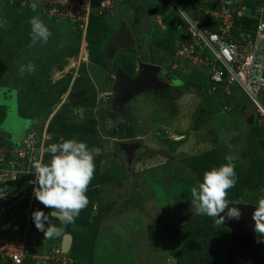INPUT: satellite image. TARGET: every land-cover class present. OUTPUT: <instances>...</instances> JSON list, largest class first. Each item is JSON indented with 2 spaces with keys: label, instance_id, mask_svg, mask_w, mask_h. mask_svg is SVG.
Wrapping results in <instances>:
<instances>
[{
  "label": "rangeland",
  "instance_id": "rangeland-1",
  "mask_svg": "<svg viewBox=\"0 0 264 264\" xmlns=\"http://www.w3.org/2000/svg\"><path fill=\"white\" fill-rule=\"evenodd\" d=\"M123 1L135 10L134 12L142 8L147 9L150 19L157 17L154 14H163L165 16L163 21L171 24L173 22L174 12L170 11L164 4H161L163 0H116L118 4L115 3V8H113L111 13H107L103 17L104 21L115 29L119 28L122 23L121 21L127 16L126 7L120 4ZM15 3L17 6L19 1L13 0V2H10L9 0H0V20L7 21V29L0 28V81L8 79V87L16 88V95L20 97L25 87L29 84L30 77L33 78L44 67L51 64L54 58L61 57L62 59L51 64L48 71L47 80L50 87L65 77L71 78V85L73 80L83 71L95 83L101 82L100 88L102 90L108 88V84L104 80V72L108 71L109 66L107 64L104 67L102 66L104 60L101 59L98 51H95L90 57L88 55V46H86V56L82 57L80 55L81 46L83 45L81 31L79 29L73 28L64 22L49 21L36 9L32 15H27L25 20L16 23L15 18L9 10L10 6L15 5ZM150 3L160 4L153 7L155 4L150 5ZM23 9L26 11L32 10L33 3H27V5L21 8V10ZM33 16H39L51 31L52 36L49 38L47 44L38 42L35 46L29 47V20ZM178 21L181 25L180 29L184 32L183 23L179 18ZM138 27H142V23ZM132 28L135 29V27ZM166 30V27L165 31H161L158 28L153 29L149 33L146 41L139 38L134 49L123 51L118 56V66L121 68H126L132 62L134 64L136 58H139L142 63L151 62L149 64L153 63V65L160 66L161 71L157 75L158 79L170 84L171 88L164 93L163 98L156 96L148 97V94L133 98V100L139 99L136 103L139 101V104L142 106H145L144 96L149 101H153L152 99L157 100L152 107L148 106L150 109L149 113H144V116L149 118L147 122L142 124L139 121L138 124L140 126L135 129V131L138 129L145 131L144 134L153 133L152 135H147L144 139L139 138L144 144L153 146V148H149V150L145 149L143 152L145 156H140L138 160L136 159L133 162V164L137 163V166L133 167L132 164L131 170L127 171V166L124 163L123 157H121L122 154L114 148V144L122 141L120 136H123V129H125V133L128 128L131 130L132 126L125 112V117L129 122L126 125L120 123L117 129H115V123H113L114 114L110 112L108 105L103 102L97 103V108L93 112L96 119L95 137L101 135L100 138L103 137V139L100 141V146L97 142L91 140H88L89 143L88 141L87 143L89 148L95 146L100 147V158H105L106 160V156L108 157V161L106 164L104 163L102 168L105 171L122 175V180L124 181L120 189L114 187V185L103 186L101 188L100 198L104 204L108 203L111 197H117L118 199L123 193L128 194V192H133L134 199L132 201H127V203L120 201L115 205L117 212L130 211V208H133L132 206H135L138 210L137 205H139V208H142L150 218L151 223L174 227L179 226V224H182L196 214L192 207L190 190L197 184L193 174L179 163V159L202 155L222 142L237 137L241 140V147L238 150L239 159L235 161L237 183L229 191L228 198H234L236 200L241 191H243V183L248 179L247 185L250 187L249 190L258 199L260 190L264 189V118L254 110L250 102L234 87L231 88L232 96L227 99V109H224L225 103L222 101V90L218 89L215 92H209L210 85L208 82L209 79L207 78L208 71L206 69L195 68L186 62L178 63L171 61L172 43L174 40L173 34L171 33L167 36ZM133 32L132 35L136 38L134 34H138V31L134 30ZM85 43L87 45L86 35ZM261 46L264 47V42H261ZM167 49L169 51L171 50V53L166 56L163 52H167ZM68 51L76 53L72 57H63L62 55ZM151 57L154 59H151ZM29 62L35 64L36 71L34 73H21L19 70L20 66L22 64L27 65ZM135 73L136 65L133 74ZM27 74L29 79L26 77ZM100 88L99 86L97 89L93 87L95 94L97 91H100ZM0 89L5 88L1 87ZM258 101L264 103V91L259 94ZM16 104L14 91L9 93L5 99L0 95V105L4 108L3 110L0 107V112L6 114L1 129L11 137V142L15 146L24 140L28 131L35 132L40 127V122L36 121L35 124L37 125L33 124L31 126L29 120L21 118L18 115ZM131 121L133 122V120ZM146 129L150 131L147 132ZM162 130L163 132H168L167 135H170L171 139L174 138V142L169 139L170 142H168V145L167 142L159 140L166 145V147L163 146L164 149L162 148L165 150V155L162 157L166 163H160V159L156 157L148 164L146 160H150L154 155L160 156L164 153L160 152V148L154 145L157 144L155 136L159 135ZM195 130L199 133L198 135L191 134ZM112 132L116 133L113 136V141L107 139V136H110ZM138 133L140 132L138 131ZM182 134L187 136L184 137ZM179 135H181L180 138L178 137ZM184 139L187 141L182 144V140ZM104 143L109 145L104 146ZM104 147L105 154L104 152L102 153ZM109 150L113 151L111 155H116L120 160L114 161L115 165L119 163L118 166L110 163V152H106ZM174 157L175 162H172L171 160ZM253 158H259L261 160L256 162L254 167L250 168L249 160ZM138 161H140V165ZM97 168L99 171L100 166L97 165ZM184 209L186 210L185 212ZM176 211L181 213V216L184 218L183 221H179L177 216H174V213L177 214ZM114 215L113 218L124 220V225L130 226L135 224V222L133 223V218L128 215L123 217L120 214L118 216L117 214ZM107 223L110 224L111 220L107 221ZM73 231L80 232L75 229ZM83 232L86 233V230H83ZM100 236L102 235L100 234ZM102 242L103 240L101 238L97 239L96 243L99 245L96 247V252L99 251ZM98 259L101 260V256H98Z\"/></svg>",
  "mask_w": 264,
  "mask_h": 264
},
{
  "label": "trees",
  "instance_id": "trees-1",
  "mask_svg": "<svg viewBox=\"0 0 264 264\" xmlns=\"http://www.w3.org/2000/svg\"><path fill=\"white\" fill-rule=\"evenodd\" d=\"M178 1L184 7L187 13H189L195 19H204L200 16L199 9L201 7L206 9L210 6L206 0ZM259 1L260 0H257L256 2ZM120 4L126 7L127 13V16L121 22L130 24V29L135 27V29L132 28L131 30H140L141 27H138V25L141 23L143 25L148 19H150L147 9L142 8L137 10V12H134L135 10L129 7V5L124 1L120 2ZM151 4L154 5L155 3H150V5ZM159 4L160 3H157L153 7H156ZM161 4L167 6L164 2ZM252 5L253 0H232V2L229 4V6L234 9L233 33L236 36L239 33H248L255 29L257 22L253 18L247 16H238L236 14V10H238L239 7L245 6L248 8L252 7ZM9 10L11 15L15 18L16 23L22 22L26 19L27 15H32L34 13L33 10H21L19 4L16 6V3L15 5H11ZM154 15L157 16L156 18H162V22L167 28V36L171 33L173 34V53L175 45L179 41H184L187 39V37L183 34V31L180 29L181 25L178 21V18L174 13L173 22L171 24L163 21V18H165L163 14ZM103 17L104 15H98L96 4L94 3L92 5V12L89 17L86 31L88 55L91 57L95 51L99 52V56L104 60V64L102 66L104 67L105 64L109 66V69L106 72L108 74L107 77H109V74L113 75L116 70H121L124 74L132 76L135 70V62L134 64L132 62L126 68H121L118 66L119 54L113 60L103 58L105 57L106 45L116 31L115 28L109 26L104 21ZM203 23L205 29L213 30L207 19L203 20ZM167 52L171 53V50L169 51L167 49ZM75 53L76 52L68 51L62 56L72 57L75 55ZM60 59L62 58L56 57L54 58L53 62ZM53 62L51 64H53ZM51 64H48L46 67H44L37 75L33 76V78L30 77V82L27 87H25V90L22 92L20 97L16 95V88L8 87V79L0 81V88H5L0 89V95L3 97V99H5L6 96L12 91L15 92L18 115L23 119L29 120L31 122V126L35 124L36 121L40 122L39 129L34 132L35 137L38 140L40 139L42 129L44 128L49 117L60 104V97L66 93L71 82V78L65 77L61 78L60 81H57L58 83H55L50 87L48 84L47 75ZM26 77L29 79L28 74ZM106 79L107 78L105 77L104 80L106 81ZM146 94H148V96H154L149 92ZM157 97L163 98V96ZM107 105L110 109L109 101H107ZM262 105L264 106V103H262ZM0 107L3 108L2 105H0ZM96 107V94L93 91L90 78L85 72L82 71L74 80L71 93L67 97L65 103H63L50 118L46 128V132L49 135V140L44 142L43 149L49 144L61 142V138H75L78 141L85 143H87L88 140H91L97 142L100 146V141L97 139V137H95L96 119L93 112ZM5 117L6 114L4 112H0V148L6 147L11 150L15 145L11 142V137L4 133L1 129V125L4 122ZM115 134V132H112L110 136ZM122 135L123 136L120 137L123 140L130 138L132 136L130 128H128L126 133H123ZM226 143L232 144L236 151H238L241 147V140L239 137H237L216 145L210 151H207L202 155L179 160L180 164L193 174L196 184L202 182V176L205 171L210 170L212 167H219L221 164L226 163L224 160L225 155L231 154L229 148L226 146ZM90 149L95 151L96 149L100 150V147L95 146L90 147ZM42 157L44 162L47 163L50 159V154L43 152ZM259 160L261 159H250L249 167H254L256 162ZM94 162H100V155L96 151ZM97 165L98 164H95L94 178L91 181L87 191L89 204L84 210L80 212L79 216L75 220V223L64 226L65 234H69L72 237V244L68 255L71 259L76 261V264H94L92 249L96 232L101 223L100 212L102 210V206L100 205L99 187L112 180L111 176L99 174ZM247 181L248 179L243 183V191H241L236 200L234 198H228L230 202L247 203L257 206L258 199L249 190L250 187H248ZM94 204L97 205V211L96 214L92 216L91 213ZM35 210H41L45 214L50 212L49 208L43 206L36 199L32 212ZM48 223L58 227L62 226L60 221L53 217H49ZM73 229L79 230L80 232H75ZM83 230H86V233H84ZM162 232L168 242L169 256L176 264H224L225 262V257L222 250L229 240V232L224 226L216 225L215 221L210 217L194 214L180 226L172 227L169 225H164L162 227ZM90 233L91 235L89 236ZM59 238L48 239V248L50 245L57 242ZM257 242L260 244L262 257L264 259V236L257 234ZM47 246L45 247L41 244L29 246L27 248L28 255L30 257L36 255L37 253L47 249ZM0 264L7 263L3 260H0ZM25 264H31L29 258L26 260Z\"/></svg>",
  "mask_w": 264,
  "mask_h": 264
},
{
  "label": "built area",
  "instance_id": "built-area-1",
  "mask_svg": "<svg viewBox=\"0 0 264 264\" xmlns=\"http://www.w3.org/2000/svg\"><path fill=\"white\" fill-rule=\"evenodd\" d=\"M13 2V0H9ZM24 7L33 3V9L48 20L64 22L81 31L82 45L86 47L85 35L92 12V5L96 4L99 16L110 13L115 0H17ZM209 8H200L199 14L204 19H195L187 13L178 0H163L184 25V41L176 44L174 58L178 62H186L199 69L208 71L209 92L221 89L223 95L228 96L234 87L251 103L255 111L264 118V107L258 101V96L264 91V80H255V75L264 72V0H253L250 16L257 25L252 32L239 33L234 30V9L224 0H206ZM245 6L236 10L238 16H246ZM181 11H184L183 13ZM162 18L154 20L159 29H164ZM208 20L213 30L204 28L203 20ZM82 47V46H81ZM255 55L253 63L248 57ZM103 94H98L101 98ZM107 100V99H98ZM224 109L227 107L224 105ZM49 135L44 129L38 140L34 133L28 134L24 140L11 150L0 148V191L4 194L0 198V260L7 264H25L29 258L31 264H76L63 254L60 240L50 245L44 233L38 231L31 219L35 203L33 189L37 185L35 170L31 162L33 157L40 158L43 154L44 142ZM39 143V144H38ZM97 205L92 207V216L96 214ZM41 244L47 246L36 255L29 256V246Z\"/></svg>",
  "mask_w": 264,
  "mask_h": 264
},
{
  "label": "clouds",
  "instance_id": "clouds-1",
  "mask_svg": "<svg viewBox=\"0 0 264 264\" xmlns=\"http://www.w3.org/2000/svg\"><path fill=\"white\" fill-rule=\"evenodd\" d=\"M224 2L226 4H230L232 0H224ZM115 3L118 4L116 0ZM32 10L34 11L35 9ZM181 12L183 13L184 11ZM155 19L152 18L147 21H152L153 25L157 29L158 26L154 23ZM162 24L165 26L163 22ZM29 25V47L35 46L38 42L47 44L49 38L52 36V33L44 21L39 16H33L29 20ZM0 28H4L5 30L7 29L6 20H0ZM183 34L185 35V29ZM175 47L172 53L173 56L171 57L172 62H178L174 58ZM257 50L264 51L259 49L258 45ZM260 59L264 60V56H261ZM254 60V54L248 57L249 63H253ZM19 70L21 73H34L36 71V66L33 62H29L27 65L22 64ZM254 78L257 81L264 80V72L256 74ZM72 86L73 83L68 86L66 93L62 95L63 98L60 97L62 100L60 99V104L55 109L53 114L59 109L63 102L65 103ZM161 96H164V94ZM96 100L98 104L102 102L106 104L107 101H109V103L111 101V99H107L105 101ZM53 114L49 117L42 131L44 129L46 130L47 124ZM31 133L34 132L28 131L26 136ZM226 146L229 148L231 153L225 155L224 160L226 163L221 164L219 167H212L210 170L205 171L202 176V182H199L190 190L192 197L191 203L196 215L210 217L218 226L223 225L225 222V216L220 215L221 213H225L228 219L239 220L241 217L239 208L235 206L238 204H234L228 199L229 191L233 189L237 183L235 161L239 159V152L236 151L234 146L230 143H226ZM43 152L50 154V159L47 163H45L42 156L40 158H32L31 165L35 170V181L31 183H35L37 185L33 189L35 199L46 208H49L50 212L45 214L41 210H35L31 213V219L36 229L44 233L45 239H53L64 236V226L75 223V220L79 216L80 212L89 204L87 191L94 178L95 151L90 149L85 142L78 141L75 138H61V142L49 144L43 149ZM3 194L4 193L0 191V198H3ZM229 205L233 206L229 207ZM49 217L58 219L62 226L58 227L48 223ZM252 220L254 222V232L260 236H264V189L260 190L257 206L252 213Z\"/></svg>",
  "mask_w": 264,
  "mask_h": 264
},
{
  "label": "crops",
  "instance_id": "crops-1",
  "mask_svg": "<svg viewBox=\"0 0 264 264\" xmlns=\"http://www.w3.org/2000/svg\"><path fill=\"white\" fill-rule=\"evenodd\" d=\"M141 28H143V27H141ZM155 28L156 27L153 25L152 27L149 28V31L147 33H150ZM161 31H165V26H164V29H161ZM163 53L167 56L170 52H163ZM172 56L173 55L171 54V57ZM151 59H154V58L151 57ZM162 59H164V58H162ZM171 61H172V58H171ZM149 63H151V62H149ZM99 90H100L99 92L103 91L101 88ZM141 96H143V95H141ZM231 96H232L231 95V89H230V94L228 96L223 95L222 101H223V103H225V105L228 101L227 99ZM148 97H152V96H148ZM143 98L145 101L144 102L145 106H142L141 104H139V101H138V103H136V101L139 99H135V100L132 99L126 105V110H125V112L127 113V116H128L127 118L130 121V125L132 126V129H131L132 136L130 138H135L138 140H139V138L144 139L147 135L153 134V133L152 134H144L145 131H142L140 129L135 131V129L139 128V126H140L138 124L139 121L142 122V124H145V122H147V120L149 118L144 116L145 115L144 113L147 112L146 114H148L149 110H150L149 107H152V105L155 104L154 102L157 101L156 99H152L153 101H151V100L149 101L148 99H145V96ZM140 114H142V115H140ZM131 120H133V122ZM138 131L140 133H138ZM149 131L147 130V132H149ZM171 131H172V133H174L173 130H171ZM167 134H168V132H163V130H162V132H160L159 135L155 136L157 139V144H154V145L157 148H160V152H164V153H162V155H160V156L154 155V156H152V158L150 160H146V162L148 164L150 161L152 162L153 158H156V157L160 159V163H166L164 161V158H163L165 155V150H163L164 149L163 146L166 147V145L164 142H160L159 140L167 142V145L169 144L168 142H170L169 139L174 142V138L171 139L170 135H167ZM191 134L198 135L199 133L197 132V130H195V131L191 132ZM100 136L98 135L97 138L99 141H102L101 139H103V137L100 138ZM113 136H107V139H111L113 141L114 140ZM182 136H184V135L182 134ZM186 136L187 135H185L184 137H186ZM178 137H181V135H179ZM139 141L142 143V146L144 145L143 146L144 149L142 150V154H141V157H142V156H145L143 154L145 149L149 150V148H153V146L151 147V146H148L147 144H144L142 142V140H139ZM185 141H187V140L186 139L182 140V144ZM118 143H120V142H118ZM106 145H109V144L104 143V146H106ZM114 145H115L114 148L117 149V151H118V145L119 144L116 143ZM102 150H103L102 153L104 152V154H105V147ZM100 152H101V149H100ZM106 152H110V154H109L110 155V158H109L110 163L114 166H116V165L118 166L119 163H117L115 165L114 161L115 160L120 161V160L118 159V157L116 155H111V153L113 151L109 150ZM166 155H169V154H166ZM170 156H168V157H170ZM107 159H108L107 156H106V160H105V158H100V162L98 163V166H100V168H99L98 172H99V174H106L108 176H111L112 180L108 181L107 183H105L99 187L100 195H101V188L103 186L107 187V186H113L114 185V187H117L118 189H120L124 184L123 183L124 181L122 180V175H119L118 173H113L110 171H105L102 168L104 163L106 164V162L108 161ZM165 160L169 161V162H171V161L175 162V157L171 161L167 160V159H165ZM179 160H181V159H179ZM140 161H142V160H140ZM140 161H138L139 165L141 164ZM135 166H137V163L133 164V167H135ZM115 169H117V168H115ZM108 192H109V190H108ZM133 199H134L133 192L132 193L128 192V194L123 193V195H120V197L118 199H117V197H114V198L111 197V200L106 204H104L100 198V205L102 206V210L100 212L101 223H100L98 230L96 232V236H95V240H94V244H93V249H92V256H93L94 264H176L169 256L168 242H167L165 235L162 232V227L164 225H161L158 223H154V224L151 223L150 218L146 215L145 211L142 208H139V205H137L138 210L136 209L135 206H132L133 208H130V211L126 210V211L117 212L115 210L116 209L115 205L118 202L125 201V203H127V201H132ZM185 211L186 210L184 209V212ZM176 212H177V214L174 213V216H177L179 221L180 220L183 221L184 218L181 216V213L179 211H176ZM114 214H117V216L120 214V216H122V217L125 215H128V216L133 218V223L135 222V224L130 225V226L124 225V223H123L124 220L113 218V216H115ZM110 220H111V223L108 224L107 221H110ZM180 225L181 224H179V226ZM99 233L102 236H100ZM61 238L62 237H60L58 239V241L61 240ZM100 238L103 240V242H102V245L99 247V251L96 252L97 251L96 247L99 245L98 243H96V241H97V239H100ZM98 256H101V260L98 259Z\"/></svg>",
  "mask_w": 264,
  "mask_h": 264
},
{
  "label": "water",
  "instance_id": "water-1",
  "mask_svg": "<svg viewBox=\"0 0 264 264\" xmlns=\"http://www.w3.org/2000/svg\"><path fill=\"white\" fill-rule=\"evenodd\" d=\"M246 16H250V8L245 11ZM153 26L152 21L144 23L142 31L147 33ZM135 39L125 22H122L117 31L109 39L105 48V58L113 60L119 51H129L134 49ZM161 71L159 66L142 63L136 59V73L129 77L121 70H116L112 81V99L110 101V111L119 118L120 121L126 119V105L134 98L144 93H152L161 96L168 89L169 84L158 79L157 75ZM63 98V97H62ZM62 100V99H61ZM21 133V132H20ZM17 137V136H16ZM138 139H129L120 142L119 152L122 154L125 165L131 170L134 160L141 156L142 147ZM100 153V150H96ZM234 203V202H232ZM241 212L239 220L228 219L225 213L224 226L229 232V240L223 248L225 257L224 264H264L260 244L257 242V234L254 232V222L252 213L255 205L247 203H234ZM233 205H229L232 207ZM72 237L65 234L61 238V252L66 254L70 251Z\"/></svg>",
  "mask_w": 264,
  "mask_h": 264
},
{
  "label": "flooded vegetation",
  "instance_id": "flooded-vegetation-1",
  "mask_svg": "<svg viewBox=\"0 0 264 264\" xmlns=\"http://www.w3.org/2000/svg\"><path fill=\"white\" fill-rule=\"evenodd\" d=\"M130 29V28H129ZM130 31H131V33L134 31H132L131 29H130ZM116 32V31H115ZM134 33V32H133ZM138 34H134L135 36H136V38H134L135 39V46H136V44H137V42H138V40H139V38H141V39H143V40H147V38H148V35H149V33H144L143 31H142V28L140 29V30H138V32H137ZM134 37V36H133ZM138 37V38H137ZM135 48V47H134ZM145 49V48H144ZM145 51V50H144ZM122 51H119L117 54H116V56L119 54V53H121ZM137 59V58H136ZM136 59H135V65H136ZM116 72V71H115ZM105 74V77L107 78L106 79V83L108 84V88H106V90H103V91H101V92H99V91H97L96 92V94H97V97H96V99H112V95H113V93H112V81H113V76H114V74L113 75H109V77H107L108 75H107V73L105 72L104 73ZM135 74H133L132 76H129V77H133ZM128 76V75H127ZM75 80V79H74ZM93 79H90V82H91V84L93 85V87L95 88V89H97L98 88V86L100 87V85H101V82H99V83H95V81H93ZM104 81V80H103ZM74 82V81H73ZM109 83H110V85H109ZM170 85V84H169ZM170 88V87H169ZM70 93H71V91H70ZM70 93H69V95H70ZM98 94H103V96L101 97V98H98ZM144 94H146V93H144ZM144 94H141V95H144ZM106 105H107V103H106ZM109 106H110V103H109ZM126 110V109H125ZM114 114V113H113ZM113 119H114V122L113 123H115L114 125H115V129H117V126H118V124H120V123H123V124H127V118L126 119H124V120H122V121H120L119 120V118L118 117H116L115 116V114H114V117H113ZM124 130L125 129H123V133H124ZM125 133H126V131H125ZM128 139H134V138H128ZM123 141V140H122ZM119 144V143H118ZM141 145H142V143H141ZM142 148H143V146H141ZM143 150V149H142ZM118 152H119V150H118ZM142 153V152H141ZM122 157V156H121ZM138 159V158H137ZM125 163V162H124ZM127 166V165H126ZM127 171H129V169H128V166H127ZM263 258V257H262ZM264 260V259H263Z\"/></svg>",
  "mask_w": 264,
  "mask_h": 264
},
{
  "label": "bare ground",
  "instance_id": "bare-ground-1",
  "mask_svg": "<svg viewBox=\"0 0 264 264\" xmlns=\"http://www.w3.org/2000/svg\"><path fill=\"white\" fill-rule=\"evenodd\" d=\"M80 55L82 56V57H85L86 56V51H85V49H84V45L81 47V52H80ZM78 58V57H77ZM178 138V137H177ZM180 138V137H179Z\"/></svg>",
  "mask_w": 264,
  "mask_h": 264
}]
</instances>
